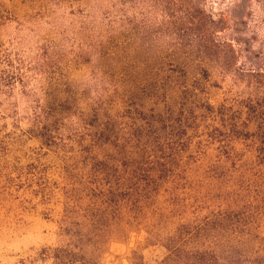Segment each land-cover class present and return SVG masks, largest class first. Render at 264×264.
<instances>
[{"label":"rangeland","instance_id":"374dc122","mask_svg":"<svg viewBox=\"0 0 264 264\" xmlns=\"http://www.w3.org/2000/svg\"><path fill=\"white\" fill-rule=\"evenodd\" d=\"M121 155L156 190L99 264L158 263L181 225L178 264H223V212L264 239V0H0V264H51L64 192Z\"/></svg>","mask_w":264,"mask_h":264},{"label":"trees","instance_id":"16d2710c","mask_svg":"<svg viewBox=\"0 0 264 264\" xmlns=\"http://www.w3.org/2000/svg\"><path fill=\"white\" fill-rule=\"evenodd\" d=\"M61 113L60 108L40 111L46 123L34 124L32 137L43 146L51 143L58 123L56 117ZM120 159L115 166L100 162L98 166L102 168L88 171L89 181L83 187L64 192L65 209L59 236L65 242L40 254L48 256L51 264H99L97 255L105 238L138 229L147 220L150 213L147 202L156 190L147 185L150 180L155 181L152 169L142 172L144 175L137 173V169L132 172L126 167L127 170L119 169L121 161L127 158L121 155ZM246 212L217 214V245H230L236 250L231 251L234 256L226 257L223 264H264V239L257 235V227ZM189 233L187 227L179 226L173 236L164 240L162 248L166 257L155 264H178L183 247L190 239Z\"/></svg>","mask_w":264,"mask_h":264}]
</instances>
